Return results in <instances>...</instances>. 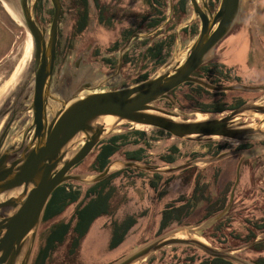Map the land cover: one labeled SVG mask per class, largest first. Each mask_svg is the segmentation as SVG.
Returning a JSON list of instances; mask_svg holds the SVG:
<instances>
[{
    "label": "water",
    "instance_id": "obj_1",
    "mask_svg": "<svg viewBox=\"0 0 264 264\" xmlns=\"http://www.w3.org/2000/svg\"><path fill=\"white\" fill-rule=\"evenodd\" d=\"M49 1L52 16L47 26L34 19L35 0L12 1L32 41L30 62L24 78L29 77L33 83L30 109L31 126L34 128L30 133L16 136L10 141L6 138L9 121L0 128V264L30 263L47 200L52 191L66 181L91 185L104 179L116 167L170 173L198 162H211L241 154L236 168L237 177L243 158L264 152V145L235 148L174 166H151L141 161L114 159L101 172H69L71 167L92 151L101 138L111 134L121 122L130 123L132 127L141 124L157 128L180 139L220 137L237 141H264L263 103L246 101L224 114L184 120L179 119L176 112L156 104L157 100L167 99L177 108L168 92L185 82H193L212 91L243 92L264 91V82L221 85L193 74L235 25L240 4V0H217L215 8L210 11L204 0H200L202 7L194 9V13L199 16L197 32L186 46L175 49L169 59L148 77L122 87L110 88L115 74L106 77L88 70L69 71L60 80L61 89L51 91L61 6L59 0ZM191 1L195 5L196 0ZM167 7V17L151 32L139 35H149L162 28L171 18L172 0H167ZM127 45L119 50V54ZM249 115H257L260 119L255 124L242 120ZM107 116L113 117V121L105 125L103 119ZM230 202L231 196L222 210L200 224L174 227L134 246L107 264H140L151 254L174 245L192 246L208 256L222 258L233 264H257L239 256L237 252L264 241V236H256L237 247H218L200 234L204 227L225 215Z\"/></svg>",
    "mask_w": 264,
    "mask_h": 264
},
{
    "label": "rangeland",
    "instance_id": "obj_2",
    "mask_svg": "<svg viewBox=\"0 0 264 264\" xmlns=\"http://www.w3.org/2000/svg\"><path fill=\"white\" fill-rule=\"evenodd\" d=\"M12 1L14 2V0H0V96H3L14 88L18 79L26 72L32 51L31 48L28 55L27 48L29 46L30 35L19 20L17 9ZM60 1L62 4V15L59 20V55L52 76L54 81H59L60 77H62L65 59L70 61V65L65 68L68 71L82 72L88 70L100 76H109L110 74L101 71L92 65V63H82L81 54L79 53L81 52L79 51L80 46H86L87 37H92L94 41L98 42L100 53H105V48L108 46L109 41L112 38H116L122 28H132L138 24L140 15L153 14L156 10L152 6H149L150 4L147 0H99L104 16L110 19L109 23L100 24L96 20L97 7L93 4L92 0H88L87 25L82 33L78 34L75 31V26L77 18L83 9L82 1ZM165 1L166 7H162V11L166 18L168 7L167 0ZM35 4L34 19L38 23L47 26L51 18L50 12L52 8L50 1L35 0ZM248 10L244 26L236 28L234 25L228 34L215 45L207 61L216 60L230 67L233 74L239 77L240 82L235 83L259 84L264 82V12L258 17L255 16L253 6L249 7ZM192 19L191 10L188 7L186 15L181 20L173 21L169 28H175V32L178 33L179 28L186 25ZM192 37L193 35H177V38L171 43L168 52L165 54V61L169 59L175 49H182L186 46ZM156 69H151L149 75ZM131 81H128V84L134 83ZM223 84L228 85L229 83L223 82ZM187 91V86H180L173 94H170L176 102L177 108L173 107L167 99L157 100L156 104L166 110L176 112L178 118L182 120L197 119L199 117H207L208 115L217 116L227 112L226 110L216 115L202 114V112L195 109L193 101L190 102L185 99L184 94ZM222 92L223 94L220 96L212 94L213 98L217 99L221 97L225 102H231L234 97H241L246 101H257L264 104V91ZM201 99L206 100L204 97ZM259 119L260 117L257 115H249L242 120L255 124ZM132 129L143 130L148 136L150 148L144 152V155L147 165L151 166L170 165L164 164L160 160L159 155L165 153L168 147L172 145L177 146L179 151L176 163L170 166L188 162L194 159L190 157L191 153H206L208 148H215L216 144L228 147L221 151L233 150L241 142L249 143L250 147L264 145L263 140L237 141L220 137H207L200 140L180 139L169 136L165 131H158L157 128L149 126L132 127V124L125 122L117 124L112 133L104 136L100 141L112 134ZM128 140H131V136ZM134 147L129 145L127 148ZM97 149L98 145H95L92 151L72 169V172L96 173L91 164ZM210 156L212 155L207 154L195 158ZM240 157L241 154H232L211 162H198L196 165L188 166L175 172L158 173V177L154 174L157 172L146 171L140 168L122 170L109 184L112 194L109 212L93 221L87 234H85L75 248L72 247L71 243L73 234L69 231L62 242H56L52 245L44 264H107L117 259L130 251L134 246L159 235L156 233L159 229L160 213L164 205L181 195L188 197L196 181L207 184V193L212 198H215L222 189L230 184L228 201L231 196V202L225 215L233 205L232 212L229 215L231 228L239 234H244L245 226L243 218H258L261 216L262 209H264V152L243 158L238 168V176L236 177V168ZM114 159L122 158L116 157L112 160ZM118 169L116 167L112 171ZM235 180L237 181L235 182ZM152 183L157 184L156 189L152 188ZM69 186L83 191L87 185L77 181H70ZM160 192L162 195H158ZM74 209L75 203H71L53 220H68L73 216ZM204 213L205 204L201 201L197 204L191 215L185 218L181 224L172 222L162 233L177 226L198 225L205 220H201ZM127 215H132L135 218V223L125 232L122 242L118 246L112 247L114 228L115 226H120L122 220ZM213 224L204 227L200 231L203 238V232L207 231ZM48 225L46 222L40 223L30 261L34 258L37 250L44 245ZM176 246L184 245L163 248L148 256L140 264H167L174 260L176 256L183 258L194 252L190 248L185 247L182 249L176 248ZM243 250L238 251L237 254Z\"/></svg>",
    "mask_w": 264,
    "mask_h": 264
},
{
    "label": "trees",
    "instance_id": "obj_3",
    "mask_svg": "<svg viewBox=\"0 0 264 264\" xmlns=\"http://www.w3.org/2000/svg\"><path fill=\"white\" fill-rule=\"evenodd\" d=\"M148 3L151 4L158 13V0H148ZM161 6L164 8L166 7L165 0L162 1ZM163 18L164 13L162 19ZM158 22L157 18L149 25V27L155 26ZM81 25L83 27L85 23H82ZM193 74L197 77L204 78L213 84L227 85L223 84V82H228L229 84L240 82L239 77L233 74L230 67H227L216 60H210L201 64ZM144 78L146 77H142L140 80ZM180 86L188 87V91L184 94L185 99L190 102L193 101L195 109L206 114L216 115L246 102V100L241 97H234L231 102H225L221 97L214 99L212 94H218L220 96L223 92L212 91L193 82H185L171 89L168 93L173 94ZM203 97L206 98V100L201 99ZM158 131L163 130L158 129ZM166 134L171 136L167 132ZM130 136L131 140H128ZM97 145L98 149L91 164L94 172H101L104 167L116 157H120L124 160L141 161L147 164L144 152L150 148V141L143 130L132 129L122 133H115L106 137L104 140L99 141ZM129 145L135 147L127 148ZM248 147H250V145L247 142H241L235 146V148ZM226 148L228 147L216 144L215 148H208L206 153L198 154L193 152L190 154V157L195 158L207 154L214 155ZM178 151L177 146H169L165 153L159 155L160 160L164 164H174L176 163ZM128 169L130 170L132 168L112 171L104 179L94 184L87 185L83 191L79 188L76 189L69 186L70 181L60 184L50 194L43 217L57 215L63 211L67 204L75 203L74 214L72 216L75 218V225L72 228V247L75 248L78 245V240L86 233L93 219L109 212L110 198L112 195L109 184L114 177L122 172V170ZM154 174L157 177L159 176L158 173ZM156 185L157 184L155 183L151 184L153 189L157 188ZM229 189L230 184L222 189L215 198H212V196L207 193V184L196 181L193 190L188 197L181 195L164 205L161 210L159 229L156 234L162 233V231L172 222L181 224L185 218L191 215L197 204L201 201L205 204V213L201 220L219 212L228 202ZM158 195H162V193L160 192ZM232 209L233 205L224 217L217 220L209 229H207V231L203 232V236L208 242L215 246L232 247L247 243L253 240L256 236H264V209H262L261 216L258 218H243V224L245 226L244 234H239L231 228L229 215L231 214ZM134 222L135 218L132 215H127L125 219L122 220L120 226H115L112 236V247H115L122 241L125 232ZM69 228L70 221H59L52 225L51 234L48 237L46 244L40 247V250L37 253L38 259L41 258L39 263L37 261V264H44L43 261L47 257L49 250L52 248V243L61 242ZM185 247L194 250V252L183 258L176 256L174 260L167 264H233L222 258L208 256L191 246H176V248L182 249ZM238 255L246 257L257 264H264V241L256 243L248 249L239 252Z\"/></svg>",
    "mask_w": 264,
    "mask_h": 264
},
{
    "label": "flooded vegetation",
    "instance_id": "obj_4",
    "mask_svg": "<svg viewBox=\"0 0 264 264\" xmlns=\"http://www.w3.org/2000/svg\"><path fill=\"white\" fill-rule=\"evenodd\" d=\"M81 1L83 9L77 18L75 26V31L78 34H81L86 28L88 17L87 6L89 2L88 0ZM92 1L97 7V22L100 24L109 23L110 19L104 16L99 0ZM59 2L61 8L60 16L58 18L57 39L55 44L52 76L54 74L56 60L59 55V20L62 15V4L60 0ZM204 2L206 4V8H208L210 11H212L217 4V0H204ZM161 4L162 0H158V13L155 10L153 14H142L140 15L138 24L132 28H122L120 30V34L116 38H112L109 41L108 46L105 48V53H100V46L97 41H94L92 37H87L86 46H80L79 49V51H81L79 53L81 54L82 63H92V65L99 68L101 71H104L106 74H115L113 75V81L110 88L121 87L128 84V81L130 80H132L131 82H136L142 77H148L150 74L149 71L151 69H156L158 65H161L165 61V54L168 52L171 43L177 38V35L192 36L197 32L199 26V16L198 13H194V9L195 7L198 9L202 7L200 0H196L195 5L191 0H172V15L167 21L166 25L163 28L150 33L149 35H139L151 32L165 19V16L162 19L163 13ZM149 6L152 5L150 4ZM252 6L255 16L259 17L260 14L264 12V0H240L238 19L235 23L236 28H241L244 26L247 13L249 12L248 9ZM188 7H190L193 19L186 25L179 28L178 33H176L175 28L169 27L173 21L181 20L186 15ZM35 8L36 4L34 6V12L36 10ZM50 15L52 16V9ZM157 18L159 21L158 24L149 27V25L152 24V22ZM82 23H85L83 27L81 25ZM127 43V47L119 54V50ZM65 60L62 77H60L59 81H54L53 78L51 79V91H58L61 89L59 86L60 80L67 72H69L65 68L70 65V61ZM25 73L18 79L14 88L5 93L3 96H0V128L9 121L6 133L7 141H10L16 136L22 137L23 134L30 133L34 128L31 126L32 110L30 109V106L33 102V83L29 77L24 78ZM76 166L77 164L71 167L69 172H72V169ZM44 212L45 211L42 213L40 223L45 221L43 219ZM39 250L40 248L35 253L34 258H32L30 261V264H37V261L38 263L40 262L41 258L38 259L37 255ZM45 259L43 261L44 263Z\"/></svg>",
    "mask_w": 264,
    "mask_h": 264
},
{
    "label": "crops",
    "instance_id": "obj_5",
    "mask_svg": "<svg viewBox=\"0 0 264 264\" xmlns=\"http://www.w3.org/2000/svg\"><path fill=\"white\" fill-rule=\"evenodd\" d=\"M71 204V203H70ZM70 204H67L65 207H64V209L68 206V205H70ZM63 209V210H64ZM63 212V211H62ZM62 212H60L59 214H57V215H54V216H48V217H43V219L45 220V221H43L44 223L46 222V223H48L49 225H48V231H47V235H46V241H45V243H44V245L46 244V242H47V239H48V237L50 236V234H51V228H52V225H54L55 223H57V222H59V221H62V220H53L55 217H57L58 215H60ZM161 214V213H160ZM103 215V214H102ZM99 216H101V215H99ZM99 216H97L96 218H94L93 219V221L95 220V219H97ZM70 221V228L68 229V231H67V233L69 232V231H71L72 232V228H73V226L75 225V218H73V217H71V218H69L68 220H66V221H62V222H69ZM73 221V222H72ZM93 221L90 223V225H89V227H88V229H87V231H86V233L85 234H87V232H88V230L90 229V227H91V225L93 224ZM160 221V220H159ZM135 223V222H134ZM133 223V224H134ZM39 226H40V223H39ZM130 228V227H129ZM38 229H39V227H38ZM38 232V231H37ZM66 233V234H67ZM73 234V233H72ZM85 234L78 240V244H79V242H80V240L85 236ZM73 236V235H72ZM65 237V236H64ZM64 239V238H63ZM63 239H62V241H63ZM72 240V239H71ZM123 240V239H122ZM61 241V242H62ZM122 242V241H121ZM120 242V243H121ZM56 242H53L52 244L54 245ZM58 243H60V242H58ZM71 243H72V241H71ZM120 243H118L116 246H118ZM43 245V246H44ZM115 246V247H116ZM42 247V246H41Z\"/></svg>",
    "mask_w": 264,
    "mask_h": 264
},
{
    "label": "bare ground",
    "instance_id": "obj_6",
    "mask_svg": "<svg viewBox=\"0 0 264 264\" xmlns=\"http://www.w3.org/2000/svg\"><path fill=\"white\" fill-rule=\"evenodd\" d=\"M8 9H9V7H7ZM11 10V9H10ZM17 13H18V16H19V12H18V10H17ZM29 46H28V48H27V53H28V55H29V53H30V49H31V45H32V41H31V37L29 36V44H28ZM25 53V52H24ZM24 56V55H23ZM27 56V55H26ZM25 57V56H24ZM29 58V57H28ZM24 59V58H23ZM23 61V60H22ZM202 117H199V118H197V119H201ZM113 121V117H111V116H107V117H105L104 119H103V123L105 124V125H108V124H110L111 122ZM135 125V127L136 126H143V125H141V124H134Z\"/></svg>",
    "mask_w": 264,
    "mask_h": 264
}]
</instances>
